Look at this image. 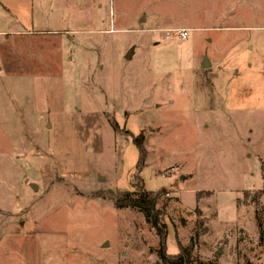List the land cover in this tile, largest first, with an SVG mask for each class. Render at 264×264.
I'll list each match as a JSON object with an SVG mask.
<instances>
[{"label": "rangeland", "instance_id": "obj_1", "mask_svg": "<svg viewBox=\"0 0 264 264\" xmlns=\"http://www.w3.org/2000/svg\"><path fill=\"white\" fill-rule=\"evenodd\" d=\"M0 76V264H158L134 186L168 255L264 264V0H0Z\"/></svg>", "mask_w": 264, "mask_h": 264}, {"label": "trees", "instance_id": "obj_2", "mask_svg": "<svg viewBox=\"0 0 264 264\" xmlns=\"http://www.w3.org/2000/svg\"><path fill=\"white\" fill-rule=\"evenodd\" d=\"M112 127V126H111ZM113 128V127H112ZM134 145L138 151L137 169L140 171L141 164L145 159V149L143 146V136L138 135L133 139ZM162 191L157 193L147 192L143 187H136L132 191H116L108 195V200L111 201L117 209H131L140 213L145 223L153 229L155 236L158 238V249L156 255L158 264H217L215 260L208 262L201 261L198 257L191 255L190 248H182L178 246V253L168 255L166 253V237L167 227L163 221L164 213L158 208V199ZM257 211H255V215ZM259 229V242H263V230L258 222V217H255Z\"/></svg>", "mask_w": 264, "mask_h": 264}, {"label": "crops", "instance_id": "obj_3", "mask_svg": "<svg viewBox=\"0 0 264 264\" xmlns=\"http://www.w3.org/2000/svg\"><path fill=\"white\" fill-rule=\"evenodd\" d=\"M211 66H217V62H213L211 64ZM4 76L7 78L10 75H9V73H4ZM13 76H15V74ZM21 76H19V77H21ZM12 78H14V77H12ZM211 82L212 83L214 82V84H215L217 82V78L215 80H212ZM2 83H3V81H2L1 76H0V87H1ZM1 88H0V93H2V95H3V92L1 91ZM215 94L217 95L216 92H215ZM2 95L0 94V125L1 124L3 125L4 123L8 122V121L5 120L7 118L5 116V114L7 112H6L5 108H4V106H6V98L2 97ZM12 115L13 116H17V112H13ZM15 121L16 120H14V122ZM11 146H14V141L11 140V137L8 135V133H5L4 130L0 128V157L8 155L11 152L10 151V149H12ZM4 147H6L7 150H5ZM2 204H3V198L1 197V193H0V251H2V243H3L4 237L8 236L7 234H8V228H9V221H8L9 220V213L8 212L4 213L2 211V209H3L2 208V206H3ZM3 214H5V217H4ZM2 224H3V226H2Z\"/></svg>", "mask_w": 264, "mask_h": 264}, {"label": "built area", "instance_id": "obj_4", "mask_svg": "<svg viewBox=\"0 0 264 264\" xmlns=\"http://www.w3.org/2000/svg\"><path fill=\"white\" fill-rule=\"evenodd\" d=\"M173 34H175L176 38L179 41H185L188 37V31L185 29H179V30L173 31Z\"/></svg>", "mask_w": 264, "mask_h": 264}, {"label": "water", "instance_id": "obj_5", "mask_svg": "<svg viewBox=\"0 0 264 264\" xmlns=\"http://www.w3.org/2000/svg\"><path fill=\"white\" fill-rule=\"evenodd\" d=\"M130 55H131V52H128L127 55H126L127 60L130 58ZM202 66H203L204 68L209 67V64H208L207 60H204ZM33 187H34V186H33ZM34 188H35V187H34ZM218 254H220V253H218Z\"/></svg>", "mask_w": 264, "mask_h": 264}]
</instances>
